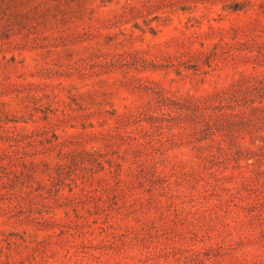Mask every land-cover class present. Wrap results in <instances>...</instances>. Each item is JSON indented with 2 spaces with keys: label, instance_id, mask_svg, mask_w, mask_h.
Segmentation results:
<instances>
[{
  "label": "rangeland",
  "instance_id": "1",
  "mask_svg": "<svg viewBox=\"0 0 264 264\" xmlns=\"http://www.w3.org/2000/svg\"><path fill=\"white\" fill-rule=\"evenodd\" d=\"M0 264H264V0H0Z\"/></svg>",
  "mask_w": 264,
  "mask_h": 264
}]
</instances>
